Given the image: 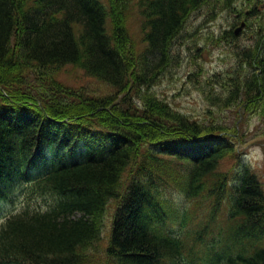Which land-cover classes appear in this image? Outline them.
Returning <instances> with one entry per match:
<instances>
[{"label": "trees", "instance_id": "1", "mask_svg": "<svg viewBox=\"0 0 264 264\" xmlns=\"http://www.w3.org/2000/svg\"><path fill=\"white\" fill-rule=\"evenodd\" d=\"M209 2L0 0V207L16 205L0 224V264H264V184L248 165L233 184L220 172L239 139L150 93ZM216 2L230 10L253 2V15L264 4ZM135 10L141 53L127 25ZM263 39L238 53L228 83L216 80L228 107L238 102L246 113L264 100ZM69 66L112 94L67 85L58 74ZM222 93L212 94L215 104ZM173 184L189 202L212 198L213 221L229 197V230L205 239L199 259L186 247L203 242L189 230L197 210L171 205Z\"/></svg>", "mask_w": 264, "mask_h": 264}, {"label": "rangeland", "instance_id": "2", "mask_svg": "<svg viewBox=\"0 0 264 264\" xmlns=\"http://www.w3.org/2000/svg\"><path fill=\"white\" fill-rule=\"evenodd\" d=\"M216 1L210 0L208 6L191 17L176 40L173 63L161 73L150 93H153L156 98L163 99L174 109L186 114L193 120L205 124L220 125L228 129L232 135L237 137V140L239 139L236 154L225 159L220 168L221 173H229L231 184L236 181L241 168L246 165L251 166L264 184V100L258 103L259 108L257 110L254 111L253 106H251L252 108L246 113L243 108L238 110V102H233L228 107L226 104L232 101L228 100L223 89L221 90L216 82L218 78H221L225 81L224 83H228L240 68L238 53L251 49L255 46L256 40L263 39L264 4L260 5L257 8V14L253 15L251 13L253 2L245 5L236 3L230 10L221 6L213 9L217 5ZM247 12L250 13V16L247 15ZM128 17L127 25L130 34L137 44L138 52L141 53V50L145 48L143 19L136 10L131 12ZM239 17L242 19H238ZM242 23L246 25L234 39L232 34L241 27ZM262 47V54L264 55V45ZM58 75L67 85L81 88L80 90L90 91L98 95H108L113 92L106 83L90 78L77 67L69 66ZM220 91L223 92V100L221 99L215 104L212 100V94L217 97ZM167 172H172V170H167ZM175 172L178 171L174 170L173 175ZM165 195L167 200L170 199L168 201L171 205L179 211L187 207L190 210H197L195 212L196 217L193 218V228H191L194 231L190 229V226L189 230L191 237L196 232H200L202 236L198 237L203 242L197 246L193 245L194 239L186 241L188 252H192V255L197 259L208 252L207 247L203 246L205 239L207 243L212 242V240L219 241L221 231L229 230L230 225L227 221L228 195L225 196L219 217L215 221L210 218L213 200L207 198V195L189 202L183 195L180 186L174 184L165 191ZM14 207L16 205H2L0 207V224L9 210L14 209ZM114 210L113 204H109L105 216L108 227L104 233V242H107L108 228L110 229L112 225ZM171 224L173 227L174 223ZM205 227H207L208 233H206Z\"/></svg>", "mask_w": 264, "mask_h": 264}, {"label": "flooded vegetation", "instance_id": "3", "mask_svg": "<svg viewBox=\"0 0 264 264\" xmlns=\"http://www.w3.org/2000/svg\"><path fill=\"white\" fill-rule=\"evenodd\" d=\"M247 15H249V16H250V13H249V12H247ZM237 16H240V14H237ZM238 19H242V17H239ZM236 31H237V30H236ZM236 31H235V32H236ZM235 32H234V33H235ZM238 35H239V34H238Z\"/></svg>", "mask_w": 264, "mask_h": 264}, {"label": "water", "instance_id": "4", "mask_svg": "<svg viewBox=\"0 0 264 264\" xmlns=\"http://www.w3.org/2000/svg\"><path fill=\"white\" fill-rule=\"evenodd\" d=\"M245 25H246V24L243 23L242 26H241V28L239 29V31H241V30L244 28Z\"/></svg>", "mask_w": 264, "mask_h": 264}]
</instances>
